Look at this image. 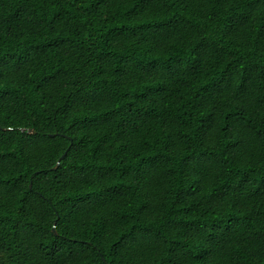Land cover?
Instances as JSON below:
<instances>
[{
  "label": "trees",
  "instance_id": "16d2710c",
  "mask_svg": "<svg viewBox=\"0 0 264 264\" xmlns=\"http://www.w3.org/2000/svg\"><path fill=\"white\" fill-rule=\"evenodd\" d=\"M0 126V264H264V0H0Z\"/></svg>",
  "mask_w": 264,
  "mask_h": 264
},
{
  "label": "water",
  "instance_id": "95a60500",
  "mask_svg": "<svg viewBox=\"0 0 264 264\" xmlns=\"http://www.w3.org/2000/svg\"><path fill=\"white\" fill-rule=\"evenodd\" d=\"M1 127V126H0ZM22 130H25V128H22ZM28 132H30V133H32V132H35V130L33 129V128H29L28 130H27ZM64 156V155H63ZM57 166H55V168H56ZM56 231V230H55ZM57 232V231H56Z\"/></svg>",
  "mask_w": 264,
  "mask_h": 264
}]
</instances>
